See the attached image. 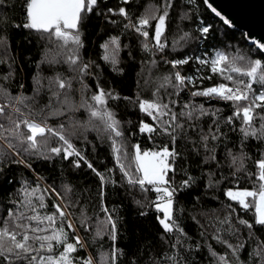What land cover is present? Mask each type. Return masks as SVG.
I'll return each mask as SVG.
<instances>
[{"label":"snow or ice","instance_id":"6c2138e0","mask_svg":"<svg viewBox=\"0 0 264 264\" xmlns=\"http://www.w3.org/2000/svg\"><path fill=\"white\" fill-rule=\"evenodd\" d=\"M232 25L210 0H0V264H264V42ZM13 30L42 45L30 84Z\"/></svg>","mask_w":264,"mask_h":264},{"label":"trees","instance_id":"16d2710c","mask_svg":"<svg viewBox=\"0 0 264 264\" xmlns=\"http://www.w3.org/2000/svg\"><path fill=\"white\" fill-rule=\"evenodd\" d=\"M156 3L158 0H140L141 5H145L147 3ZM17 5L19 4V0H16ZM200 11L204 13V19L211 20L212 22L216 24H220L221 22L218 21V18H214L210 11L206 9L205 6H202L200 8ZM8 16L15 15L16 17H19V12L13 9H9L7 11ZM173 17H175V13L172 14ZM189 22L185 21L184 25H188ZM194 27V25H193ZM224 30H226L233 38L231 40V44L239 49H248L252 45L248 44L247 41L244 38V35L240 31L231 30L226 26H223ZM187 30V28H185ZM12 39H11V48H12V54L17 56V64L13 65L14 68H16V81L19 82L24 79L25 76L29 77L28 83L30 84V76L31 74L36 70L34 61L38 60L40 58L39 56V50L42 47V45L38 44L36 40H32L31 43H29L25 37L27 36L26 30H13L10 33ZM174 35H178V33H168V39L169 43L171 42V39ZM86 41V54L91 53L93 56L96 55V51L98 48V36H97V25L95 22L90 24L87 35L85 36ZM203 49V44H201V50ZM182 51V50H181ZM23 68V72L20 71V68ZM7 71V65L0 64V74ZM46 72V70H45ZM47 74V73H46ZM110 80L114 81L115 86L119 91H121L124 95H131L134 89V74L128 73L124 75L123 77L116 76L115 74H112L111 77H109ZM211 83L210 81H206L205 84ZM15 86L14 84L12 85ZM142 114L138 112V109H132L131 107L128 108L127 112L124 113V119L131 120L133 123H136L138 118L141 117ZM107 151V146L102 148L100 150V157L99 159H104V156ZM249 168L251 169V164H249ZM86 179V177H80L81 182ZM11 185H5L0 184V195L3 194L4 191L10 190ZM115 199V197H113ZM183 199V197H181ZM122 215H125L128 219V227L129 230L132 231L135 230L136 234L139 235L141 231L144 232H154L155 231V222L153 216L150 214L146 218H139L135 215V206L128 203V201H125V208L122 211ZM249 216L252 214L249 213ZM247 218V217H246Z\"/></svg>","mask_w":264,"mask_h":264},{"label":"water","instance_id":"95a60500","mask_svg":"<svg viewBox=\"0 0 264 264\" xmlns=\"http://www.w3.org/2000/svg\"><path fill=\"white\" fill-rule=\"evenodd\" d=\"M210 2L233 21L232 27H226L242 32L248 44L252 45L253 39L264 42V0H210Z\"/></svg>","mask_w":264,"mask_h":264},{"label":"rangeland","instance_id":"374dc122","mask_svg":"<svg viewBox=\"0 0 264 264\" xmlns=\"http://www.w3.org/2000/svg\"><path fill=\"white\" fill-rule=\"evenodd\" d=\"M151 3V2H150ZM150 3H147V4H150ZM146 5V4H145ZM250 48H248V49H240V50H242V51H247V50H249Z\"/></svg>","mask_w":264,"mask_h":264}]
</instances>
